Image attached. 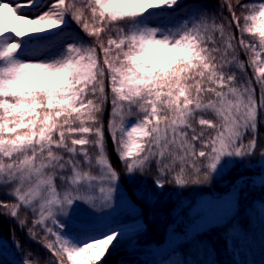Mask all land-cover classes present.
<instances>
[{
  "label": "snow or ice",
  "instance_id": "snow-or-ice-1",
  "mask_svg": "<svg viewBox=\"0 0 264 264\" xmlns=\"http://www.w3.org/2000/svg\"><path fill=\"white\" fill-rule=\"evenodd\" d=\"M109 104L123 174L152 176L136 192L149 204L153 189L211 186L238 165L252 168L257 152L264 170V0H0V195L11 198L0 199V215L49 254L15 240L25 253L17 264H103L144 232L107 148ZM229 182L226 197L179 202L167 248L153 250L170 258L155 264H212L175 249L228 225L246 186L264 188V171ZM79 204L108 219L74 223ZM181 224L185 236L175 234ZM234 238L243 247L248 237L227 229L238 255Z\"/></svg>",
  "mask_w": 264,
  "mask_h": 264
},
{
  "label": "trees",
  "instance_id": "trees-1",
  "mask_svg": "<svg viewBox=\"0 0 264 264\" xmlns=\"http://www.w3.org/2000/svg\"><path fill=\"white\" fill-rule=\"evenodd\" d=\"M184 4H202L207 3L215 5L218 0H182ZM227 14V13H226ZM242 60H247V57L241 55ZM251 70L248 69V76L251 77ZM257 93V92H256ZM260 90L257 94L259 100ZM110 104L105 108L104 122L109 118ZM108 133V132H107ZM107 148L109 151L110 158L121 173V177H124V169L122 168L119 159L115 153L114 146L112 144L110 135H106ZM258 144L264 147V112L258 114ZM261 157L259 152L250 158V163L253 165L252 168H244L243 165H238L232 169L230 175L221 181H214L211 185H216L220 189L223 185L231 184L229 181L234 182L240 175H247L249 177L260 174L262 170L258 164ZM235 170V171H234ZM124 178H121L122 181ZM138 184L143 188L145 185L151 188L152 176L148 175L136 179ZM224 183V184H223ZM210 186L204 187H189L185 189H177L172 186L166 185L164 191L153 189L152 194L156 197L154 204H149L147 200L138 199L140 209L143 212V222L145 224V230L143 233L138 234L136 237L139 240L143 237L142 244L148 243V241H163L167 227L174 223V217L172 215L173 210L177 207L180 201H188L194 198L201 191L209 192ZM231 188H228L230 190ZM214 198L223 197L225 194L221 193L219 189L214 188ZM227 195V194H226ZM4 195H0L2 199ZM192 201V203H193ZM256 201L264 202V188L260 186L251 187L246 186L242 193V198L239 202V210L228 222V225L224 227H210L209 230L199 233L192 240H185L181 242L175 249V252H179L184 258L197 260L200 262H212V264H261L264 262V225L254 220L253 206ZM186 209L182 210L185 211ZM181 211V215L184 212ZM31 218L29 217V222ZM232 225H238L244 234L248 237L247 242L240 246L239 241L235 238L232 241V247L240 248L239 254H234L232 248L229 246L226 239L227 229ZM29 227L31 224L29 223ZM182 227L177 226V229ZM39 231V229H37ZM161 232V237L158 235ZM42 235V233H41ZM183 233L182 236H185ZM19 240L25 250L31 248L32 251L39 253L41 257H47L49 254L42 247L40 243L29 240L26 229H21L16 220L9 216L0 215V242L5 248L11 252L17 258H24V251L18 249L15 246L14 241ZM168 238L166 239V241ZM130 241H122L115 246V250L111 251L104 259L103 264H155L156 261L161 259L170 258L169 256H157L156 254L145 250L142 247L137 249H128L127 245ZM167 248V247H166ZM202 249V250H201ZM252 254L254 262L248 263V255ZM261 259V260H259ZM0 264H13L5 254L0 250Z\"/></svg>",
  "mask_w": 264,
  "mask_h": 264
},
{
  "label": "rangeland",
  "instance_id": "rangeland-1",
  "mask_svg": "<svg viewBox=\"0 0 264 264\" xmlns=\"http://www.w3.org/2000/svg\"><path fill=\"white\" fill-rule=\"evenodd\" d=\"M25 11H28L27 9ZM256 92L258 94L259 92V86L256 85ZM111 111V109H110ZM108 121V120H107ZM106 121V122H107ZM105 123V122H104ZM107 123L105 124V134H109L107 133ZM110 135V134H109ZM106 144H107V141H106ZM233 171V170H232ZM235 171V170H234ZM121 178H124L122 181L121 180V192L123 193L124 197H131L132 200L138 205V203L136 202V198L134 197V195L136 196V192L139 190V189H142V187L138 184L137 180H129L126 176L124 177H121ZM224 184V183H223ZM209 192H204V191H201V193H198L195 198H194V201H193V198L190 200V202L192 203H195L197 200L201 199V198H214L215 196L211 195V194H215L214 192V188L216 189H219L221 191L220 194L224 193L225 195L223 197H226L228 195V193L230 192V190L227 191L228 188H231V184H228V185H223L222 188L220 189L219 187H217L216 185H211L209 187ZM211 192V194H210ZM227 194V195H226ZM223 197H220V198H223ZM11 198L8 197L7 195H4L2 197V200H10ZM262 202H259V201H256L254 206H253V218L255 221L259 222V223H262L259 219V209H260V204ZM139 206V205H138ZM140 208V207H139ZM184 212L183 213V216L185 217V219L187 220V209L185 211H182ZM29 217L31 218V215L29 214ZM120 219H127V217H118ZM108 218L106 216H103L99 213H93L91 209H89L87 207V205H84V204H79V207H78V210H77V215L74 219V223L76 224H79L81 221H88V220H94V222L96 224H103L106 222ZM141 219L143 220V217H141ZM190 222V221H189ZM173 224V223H171ZM170 224V225H171ZM264 225V223H262ZM169 227V226H168ZM168 227H167V231L165 233V238L164 240L161 242H158V241H148V243L146 244H142L141 241H143V237L139 240V238L135 237L134 238V241H130L129 244L127 245V248L129 249H137L138 247H142L143 249L145 250H149L150 252L154 253L153 250H163V249H166L167 247V243H168V240L166 241V239L168 238ZM185 226L184 224H182V227H180L179 229L176 228L175 230V234H178L180 236H182L183 233H186L185 232ZM158 235L161 237V232H158ZM1 245H3L1 242H0ZM5 247V246H4ZM115 250V247L112 248L110 250L111 251H114ZM21 259V258H20ZM167 259V257L165 258ZM253 260H257V259H254L253 255L252 254H249L248 255V260L247 262L250 263V262H254ZM261 260V259H259ZM261 264H264V262L262 261Z\"/></svg>",
  "mask_w": 264,
  "mask_h": 264
},
{
  "label": "water",
  "instance_id": "water-1",
  "mask_svg": "<svg viewBox=\"0 0 264 264\" xmlns=\"http://www.w3.org/2000/svg\"><path fill=\"white\" fill-rule=\"evenodd\" d=\"M0 248H1L2 251L8 256V258H10L13 262L16 261V259H14V258L12 257V255H11L10 253H8L7 250L4 249L1 245H0Z\"/></svg>",
  "mask_w": 264,
  "mask_h": 264
}]
</instances>
